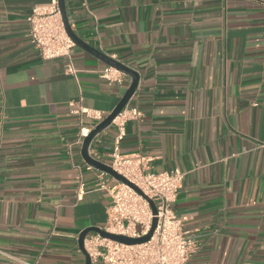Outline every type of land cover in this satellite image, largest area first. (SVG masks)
<instances>
[{
    "label": "crops",
    "instance_id": "obj_1",
    "mask_svg": "<svg viewBox=\"0 0 264 264\" xmlns=\"http://www.w3.org/2000/svg\"><path fill=\"white\" fill-rule=\"evenodd\" d=\"M65 1L82 40L141 76L121 153L185 173L174 210L197 245L190 264H264V0ZM50 2L0 0V264H86L80 234L106 226L99 184L116 181L84 161L76 141L98 122L80 110L109 115L132 79L106 81L78 46L76 75L43 60L27 19ZM117 134L91 156L111 165Z\"/></svg>",
    "mask_w": 264,
    "mask_h": 264
},
{
    "label": "built area",
    "instance_id": "obj_2",
    "mask_svg": "<svg viewBox=\"0 0 264 264\" xmlns=\"http://www.w3.org/2000/svg\"><path fill=\"white\" fill-rule=\"evenodd\" d=\"M27 22L30 42L41 58L45 61L64 59L67 74L76 75L72 56L76 45L66 31L58 0L36 6ZM101 77L110 83L121 84L123 74L108 66L101 72ZM80 113L98 123L107 116L102 112L82 108ZM140 117L138 109L125 108L114 120L118 134L114 140L110 166L143 195L126 184L115 181L109 185V180H103L99 188L106 191L111 199L107 224L103 230L112 235L140 239L150 233L157 219L153 237L143 244L127 245L90 233L85 239L86 251L92 264H190L197 245L185 232L183 222L174 210L185 173L180 170L153 173L149 171V160L146 157L121 153L126 123ZM90 131L81 129L76 143L82 144ZM102 176L107 174L102 173ZM86 193V184L81 177L78 181L77 201L81 202ZM149 200L155 204L157 215H154Z\"/></svg>",
    "mask_w": 264,
    "mask_h": 264
},
{
    "label": "water",
    "instance_id": "obj_3",
    "mask_svg": "<svg viewBox=\"0 0 264 264\" xmlns=\"http://www.w3.org/2000/svg\"><path fill=\"white\" fill-rule=\"evenodd\" d=\"M58 3H59L60 11L62 13V17L64 20L66 31H67L69 37L75 43V45L78 46L79 48L89 52L90 54L95 56L97 59H99L103 63H105L107 66L112 67V68L120 71L122 74L129 76L132 79V83H131L130 87L128 88L127 92L125 93V95L123 96V98L121 99L119 104L113 110V112H111L109 115L106 116V118L104 120H102L100 123H98L90 131V133L83 139L81 155H82L84 161L90 167L111 176L112 178H114L116 181H118L120 183H123V184H126V185L132 187L138 193L143 195L142 192L136 186H134L127 179H125L123 176L118 174L110 165L97 160L96 158L91 156V154L89 152V149H90V146H91L93 140L98 135H100L103 131H105L107 128H109L113 124L116 117L127 107L130 100L132 99V97L134 96L135 92L138 89L141 76H140L139 72L129 68L128 66L122 64L121 62H118V61L112 59L111 57L105 55L101 51L97 50L96 48H94L93 46L89 45L84 40H82L76 34V32L72 29L71 23L69 21L67 9H66V1L65 0H58ZM149 203L153 209L154 215H157V210H156L155 204L150 200H149ZM156 226H157V219L154 220V225H153L150 233L147 236L140 238V239H130V238H126L123 236L112 235V234H109L106 231H104L103 228H97V227H91V228L84 230L80 234V237H79V246H80V249L86 258V264H92L91 258H90L89 254L87 253L86 248H85V239L90 233H97L104 238H107V239H110V240H113V241H116L119 243H123V244H127V245H138V244H143V243L150 241V239L153 237Z\"/></svg>",
    "mask_w": 264,
    "mask_h": 264
}]
</instances>
